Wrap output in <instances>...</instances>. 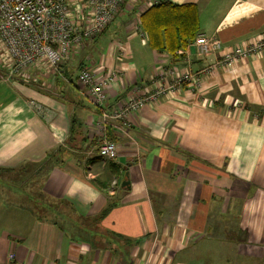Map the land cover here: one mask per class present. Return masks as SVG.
Instances as JSON below:
<instances>
[{"label": "crops", "instance_id": "crops-1", "mask_svg": "<svg viewBox=\"0 0 264 264\" xmlns=\"http://www.w3.org/2000/svg\"><path fill=\"white\" fill-rule=\"evenodd\" d=\"M165 1L199 10L198 36L175 56L153 50L139 26ZM115 21V39H101L108 29L72 52L62 77L42 62L22 80L0 79V168L27 165L30 181L18 186L40 187L55 203L48 213L69 220L37 219L22 189L0 182V264H230L215 255L231 245L238 264H264V47L231 70L222 64L264 37V0H127ZM202 37L222 48L199 51ZM171 67L197 82L133 114L128 135L112 132L117 159L102 158L99 110L83 97L80 71L117 72L109 112Z\"/></svg>", "mask_w": 264, "mask_h": 264}, {"label": "built area", "instance_id": "built-area-1", "mask_svg": "<svg viewBox=\"0 0 264 264\" xmlns=\"http://www.w3.org/2000/svg\"><path fill=\"white\" fill-rule=\"evenodd\" d=\"M124 1L0 0V64L10 70L9 77L2 76L1 79L25 78L28 69L42 62L47 63L54 75H60L66 58L101 35ZM195 45L205 54L222 48L219 41H209L204 37L196 40ZM263 47L264 37L248 46L229 50L222 64L231 70L238 61L259 54ZM117 77L115 70L97 76L85 68L79 73L78 85L86 98L95 106L102 107L107 103L108 89L115 84ZM196 82L189 70L163 68L153 78L150 91L139 88L112 113H100L95 124V140L102 158L111 161L118 157V146L108 135L109 127L128 135L133 114L156 105L161 99L176 97L185 83L194 85ZM35 106L43 111L42 106ZM117 186L118 182L113 181L110 191L114 192Z\"/></svg>", "mask_w": 264, "mask_h": 264}, {"label": "trees", "instance_id": "trees-1", "mask_svg": "<svg viewBox=\"0 0 264 264\" xmlns=\"http://www.w3.org/2000/svg\"><path fill=\"white\" fill-rule=\"evenodd\" d=\"M126 2H127V0L124 1V4ZM115 20H116V16H115L114 20L112 21V23H114ZM112 23L110 24V26L112 25ZM139 26H140L141 30L143 31V33L145 34V37L148 38L149 46L153 50H155L158 53H168L172 56H175L176 55L175 53L178 50L187 48L189 43H191L198 36V33H199V10H198L196 5H192V4L175 5V4H172L170 2L165 1V2H162L161 4L154 5V6L150 7L148 10H146L145 12L140 14ZM109 27L103 33H105L109 29ZM62 67H63V65H62ZM0 68H3V67L0 65ZM5 69H6L5 75H3V76L9 77V71L10 70L6 67H5ZM63 73L64 72L62 71L60 74L61 76L59 74H56V76L62 77ZM1 76H2V74L0 73V77ZM18 77H16V78H18ZM11 78H13V77H11ZM20 78H21V80H22V78L24 79V77H20ZM20 78H18V79H20ZM82 94H83V92H82ZM83 97L86 98L84 96V94H83ZM86 99H88V98H86ZM106 104H105V106H102V107L95 106L94 104H93V106H95L99 110V115H100V113H102L103 111L108 112L106 110ZM114 110H112V111H114ZM112 111H109L108 113H112ZM99 115H98V117H99ZM115 130L116 129H114L113 127L108 128L109 138L113 142H115V139L112 138V132L113 131L115 132ZM74 131L75 130H74V126H73L71 129V136L74 134ZM94 139H95V137H94ZM68 143L70 144L69 141H68ZM95 143H96V140H95ZM112 161H114V160H111L109 162L112 163ZM29 175H30V169L27 165L23 166L21 168H18V169L0 168V182L8 183V184L12 185V186H9L11 188L12 187H15V188L20 187L19 189H22V191H23L22 194L27 196L26 198H27L28 203H33V205L29 204L27 209H30L32 211V209L30 207L33 206V211L35 214H37L36 215L37 219L51 220V221H53L54 225L63 226L64 221H69L68 219H66V215H68V214H66V212H63V211H61L60 213L50 214L51 211L49 209H52L53 206L55 205V203L48 202L49 200L45 198L44 194L40 193V190H41L40 187L27 186L31 189L30 192H28V191L23 189L26 186H18V184L20 182H21V184L24 182V178H27L25 180L26 181L25 183L29 182L30 181V179H28L30 177ZM1 187L2 186H0V189H2ZM117 188L119 190V186H117ZM109 189H111V186H109L108 190ZM37 201H40L41 204L37 205ZM41 205H43L44 207L43 206L41 207ZM115 205H116V201H111L110 204L107 206V208L104 209L98 217H96V221L97 220L102 221L108 215L110 210ZM42 209H44V211ZM45 209H47V211H45ZM48 211L50 213H48ZM64 226H65V224H64ZM108 237L110 239H112L113 241H116L118 243L123 242L121 240L122 236H119L118 234L114 235V234L108 233Z\"/></svg>", "mask_w": 264, "mask_h": 264}, {"label": "rangeland", "instance_id": "rangeland-1", "mask_svg": "<svg viewBox=\"0 0 264 264\" xmlns=\"http://www.w3.org/2000/svg\"><path fill=\"white\" fill-rule=\"evenodd\" d=\"M126 8V3L124 5L121 6V8H119V10L117 11L116 13V18L118 15L121 14V12H123ZM117 22L118 21H115L114 23H112V25L109 27V30L108 32L101 38L103 41H110L111 39H115L114 37L115 36V32L117 31L116 30V26H117ZM117 38L120 39V37L117 36ZM116 38V40H117ZM121 40V39H120ZM8 62V61H7ZM8 67V66H7ZM48 67V66H47ZM2 73V72H1ZM20 78V76L18 77ZM23 79V78H22ZM19 80V79H18ZM63 227H64V224H63ZM233 243V242H231ZM118 247H123V250L126 249V246H123V242H119L118 244ZM227 249H221L223 251V255H215V258L216 259H221L224 263V259L226 258V261L228 262L230 260V264H238V260H239V257H237L234 252H233V245H231V248L230 247H226ZM228 251V256L225 255L224 253H226ZM226 264V263H225Z\"/></svg>", "mask_w": 264, "mask_h": 264}, {"label": "water", "instance_id": "water-1", "mask_svg": "<svg viewBox=\"0 0 264 264\" xmlns=\"http://www.w3.org/2000/svg\"><path fill=\"white\" fill-rule=\"evenodd\" d=\"M129 185V182L128 181H125L122 183V188H127L128 189V186Z\"/></svg>", "mask_w": 264, "mask_h": 264}]
</instances>
